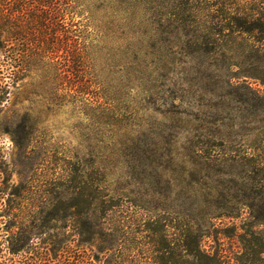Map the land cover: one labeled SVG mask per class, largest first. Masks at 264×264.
I'll use <instances>...</instances> for the list:
<instances>
[{"label": "rangeland", "instance_id": "obj_1", "mask_svg": "<svg viewBox=\"0 0 264 264\" xmlns=\"http://www.w3.org/2000/svg\"><path fill=\"white\" fill-rule=\"evenodd\" d=\"M73 17L67 90L44 71L0 105V127L22 122L0 132V264L31 228L43 264H200L196 241L264 264V0H79Z\"/></svg>", "mask_w": 264, "mask_h": 264}, {"label": "trees", "instance_id": "obj_2", "mask_svg": "<svg viewBox=\"0 0 264 264\" xmlns=\"http://www.w3.org/2000/svg\"><path fill=\"white\" fill-rule=\"evenodd\" d=\"M78 2L79 0H0V105L6 102L11 89L25 77L44 71L51 75L52 93L67 90L65 82L69 84L71 80H68L70 70L67 69L66 62L82 58L76 29L78 23L73 17ZM256 22L259 24L254 28L255 31L264 35V19L259 18ZM48 68L53 69L49 71ZM256 69L260 75H264V62L257 64ZM253 77L258 79L256 75ZM3 120L5 123L0 127V132L9 134L10 129L16 125L21 127L22 122L15 116L5 117ZM33 231L31 228L26 238L19 231L15 241H8L11 245L8 249L10 254L21 258L16 264H43L42 260L34 262L26 257L28 245L35 234ZM207 237L209 236H203ZM193 245L195 249L190 251L189 258L200 264H227L226 258L220 254L202 252L197 241Z\"/></svg>", "mask_w": 264, "mask_h": 264}]
</instances>
